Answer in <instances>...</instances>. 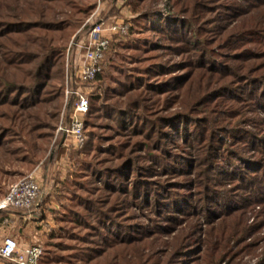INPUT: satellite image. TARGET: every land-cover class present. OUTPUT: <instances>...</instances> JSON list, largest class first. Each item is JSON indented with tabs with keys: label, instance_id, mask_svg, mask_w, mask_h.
Instances as JSON below:
<instances>
[{
	"label": "rangeland",
	"instance_id": "374dc122",
	"mask_svg": "<svg viewBox=\"0 0 264 264\" xmlns=\"http://www.w3.org/2000/svg\"><path fill=\"white\" fill-rule=\"evenodd\" d=\"M100 23L123 31L84 83L79 45ZM76 93L79 148L59 131ZM11 151L21 175L0 193L38 173L50 194L31 208L40 264H264V0H0Z\"/></svg>",
	"mask_w": 264,
	"mask_h": 264
},
{
	"label": "built area",
	"instance_id": "2783aa9c",
	"mask_svg": "<svg viewBox=\"0 0 264 264\" xmlns=\"http://www.w3.org/2000/svg\"><path fill=\"white\" fill-rule=\"evenodd\" d=\"M101 1L103 0H98L99 3ZM106 31L102 23L96 25L89 33L87 45L85 47L84 43L79 45V48L83 49L84 53L83 64L78 72V78L84 83L95 81L100 73V65L110 43L107 36L118 35L123 29L121 25L115 23ZM76 96L74 113L71 115L68 125L65 128L60 127L59 131L69 139H72L73 145L79 148L84 143L83 116L88 111V99L81 93H76ZM34 174L27 175L9 187L7 194L0 199V211L10 213L21 210L30 213L31 208L40 200L41 196L40 181ZM30 218L31 216L27 217L26 220ZM8 225L9 221L6 218L0 224L1 227ZM42 254L43 251L40 246L32 245L21 248L9 234L0 236V264H3V260L8 261L10 264H39Z\"/></svg>",
	"mask_w": 264,
	"mask_h": 264
},
{
	"label": "trees",
	"instance_id": "16d2710c",
	"mask_svg": "<svg viewBox=\"0 0 264 264\" xmlns=\"http://www.w3.org/2000/svg\"><path fill=\"white\" fill-rule=\"evenodd\" d=\"M92 1L94 2V0H92ZM61 3H62L63 6L67 7V3L66 2H61ZM92 10H93V8H92L91 5H85L84 6V4H82L79 9L77 8V11L71 10L73 12V15H71V17L73 16V22L75 23V27H73L74 28L73 31H76V29L78 30V28L80 26H82V24L84 23V15H85V19H86L87 17H89V15L92 12ZM68 17L70 18V16H68ZM39 48H41V47H39ZM109 49H110V45H109V48H108L107 52L109 51ZM49 52H54V51H48L47 53H49ZM107 52H106V54H107ZM60 56H62V55H60ZM49 63H50V57L46 56L45 59L43 60V65L42 66L54 67L53 63H55V66H56L58 61L53 62L52 63L53 66L52 65L49 66ZM102 74H103V72L101 71V73H99L98 76H101ZM83 133H84L83 146H86L87 145V136L85 134V130L83 131ZM39 141H42V139H40ZM37 147H38V149H37ZM37 147L35 148V152H37V154H39L42 150H41L40 146H37ZM6 154H7L6 156H0V179L1 178H5V177L6 178H10L11 176H14V177L20 176L21 175L20 171L15 170V171L11 172L9 170L10 166H12L13 164L19 163V160L17 159L18 157L15 156V153L13 151H11L10 153H6ZM29 164L33 165L31 160H30ZM7 192H8V190H6L4 193H0V198L5 196L7 194ZM21 212H22L21 210H16V211H13V212H10V213H7L5 211H0V224L2 223V221L5 218L8 219V221H9L11 219L10 216L12 214H16V213L20 214ZM77 222L78 221L75 220V223H77ZM43 256H44V253H43L42 257ZM42 257L40 258L39 264L41 263ZM2 262H3V264H10L6 260H3Z\"/></svg>",
	"mask_w": 264,
	"mask_h": 264
},
{
	"label": "crops",
	"instance_id": "0c3cea01",
	"mask_svg": "<svg viewBox=\"0 0 264 264\" xmlns=\"http://www.w3.org/2000/svg\"><path fill=\"white\" fill-rule=\"evenodd\" d=\"M36 176L39 179L40 176L38 173H36ZM47 190H43L41 197L43 195L45 197L50 196ZM40 209L41 205H37L36 209L33 210L35 213H33L32 211H30V213H28L27 211H22L20 214H12L10 216L11 219L9 220V225L5 227L0 226V236L9 234L13 239H15V241L21 248L32 246V239L34 238L33 236H36L37 233L31 229L30 221H32L33 218L36 217L35 214H37V212H40ZM29 216H31V218L29 220H26Z\"/></svg>",
	"mask_w": 264,
	"mask_h": 264
}]
</instances>
